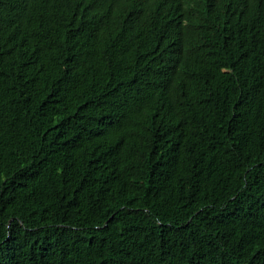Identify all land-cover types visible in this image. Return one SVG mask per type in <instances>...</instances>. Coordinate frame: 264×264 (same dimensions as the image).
Wrapping results in <instances>:
<instances>
[{"label":"trees","instance_id":"trees-1","mask_svg":"<svg viewBox=\"0 0 264 264\" xmlns=\"http://www.w3.org/2000/svg\"><path fill=\"white\" fill-rule=\"evenodd\" d=\"M0 264H264V0H0Z\"/></svg>","mask_w":264,"mask_h":264}]
</instances>
